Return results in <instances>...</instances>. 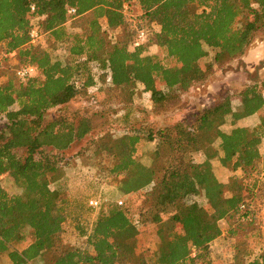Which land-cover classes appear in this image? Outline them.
Masks as SVG:
<instances>
[{
  "label": "trees",
  "instance_id": "obj_1",
  "mask_svg": "<svg viewBox=\"0 0 264 264\" xmlns=\"http://www.w3.org/2000/svg\"><path fill=\"white\" fill-rule=\"evenodd\" d=\"M133 3L140 10L138 26ZM33 29L40 33L37 44L31 43ZM139 29L148 39L130 49ZM262 32L264 0H0V47L15 77L5 79L0 71V176L8 173L20 189L11 195L0 180V255L11 264H211V243L223 234L224 221L233 240L231 264H264V195L258 193L264 181V85L237 89V111L231 92L191 124L148 127L146 137L132 127L101 139L99 150L112 160L120 191H142L155 211L147 219L124 202L98 199L94 208L88 199L97 217L89 232L80 231L84 247L62 241L70 199L50 188L59 160L44 154L45 147L64 153L92 130L91 119L48 120L47 113L79 95L95 97L102 88L98 74L125 90L139 83L160 104L206 80L208 49L215 50L211 65L222 67L242 57ZM108 33H117L114 41ZM59 50L61 57L54 55ZM20 65L36 66L38 75L18 79ZM256 113L255 126L237 125ZM227 117L230 130L221 128ZM213 120L218 126L210 125ZM142 138L155 142L149 165L139 157ZM194 153L204 160L195 161ZM221 167L232 174L225 183L218 178ZM200 194L206 205L184 203ZM169 207L175 210L163 219ZM149 223L158 226L154 250L143 243Z\"/></svg>",
  "mask_w": 264,
  "mask_h": 264
},
{
  "label": "rangeland",
  "instance_id": "obj_2",
  "mask_svg": "<svg viewBox=\"0 0 264 264\" xmlns=\"http://www.w3.org/2000/svg\"><path fill=\"white\" fill-rule=\"evenodd\" d=\"M131 9L135 17L133 23L138 24L140 10L137 4L133 3ZM133 26L135 27V25ZM117 33H108L110 41H114L113 37ZM37 43L36 41L35 44ZM152 47L156 50L155 46ZM129 48L133 49V46L130 44ZM248 53L252 56L248 57V62H244V56H242L222 67H216L211 65L215 50L208 49V56L203 60V65L209 71L206 80L197 83L186 92L177 93L176 97H168L160 104L154 103L150 93L146 92L139 83L130 87L129 90H125L114 87L108 81V76L98 74V87L102 88L95 97L79 95L60 108L55 107L49 110L48 120L57 115H65L74 121L79 118L91 119L94 125L83 139L74 143L64 153L56 152L48 147L44 148V154H49L57 161L59 160L58 170L53 174L50 188L62 191L70 199L66 207L67 219L62 235L64 245L85 246L86 240L80 231L89 232L97 217V211L91 208L87 202L92 197L111 205H120L119 202H124L123 205H129L133 214L141 212V215L147 219H150L155 211L150 208L149 200L142 191L138 190V192H131L128 195H124L120 191L115 177L110 173L112 160L99 150L98 145L101 139L120 137L132 127L138 129L140 136L146 137L148 127L156 129L177 122L191 124L204 108L222 102L226 94H231V92H234V95L231 96L230 104L234 110L238 109L240 98L236 94L237 89L253 83L259 86L264 85V64H261L264 63V32L255 36L246 50L245 56ZM54 55L61 57L63 52L59 50ZM158 57L164 58L163 53H158ZM0 71L5 72V79L15 78L13 67L10 61L5 59L2 47H0ZM87 77L88 71L83 70L81 78L85 80ZM231 121V117H227L224 124H221V128L230 130ZM210 125L218 126V120L211 121ZM218 145L217 141L214 144V149H217ZM154 148L155 142L141 139V155L139 157L143 163L148 165L151 163L150 153ZM17 155L24 156L25 152L19 150ZM39 156L40 154H37V157ZM193 158L198 162L204 160L205 156L202 153H194ZM220 170L221 178L227 179L232 175L228 168L221 167ZM0 180L3 188L9 194L20 193V189L8 173L1 175ZM260 181L262 184L259 186L258 193L264 195V181ZM191 201L206 205L202 194L193 196L185 200L184 203ZM174 210L173 207H169L168 211L163 213L162 218L166 219ZM260 223L264 236V209L260 213ZM220 226L224 232L221 237L211 243V264H231L233 240L226 233L227 224L220 221ZM157 228L158 226L155 224L149 223L144 236V246L149 247L150 250H154L159 243L156 234ZM0 264H11L7 254L0 255Z\"/></svg>",
  "mask_w": 264,
  "mask_h": 264
},
{
  "label": "built area",
  "instance_id": "obj_3",
  "mask_svg": "<svg viewBox=\"0 0 264 264\" xmlns=\"http://www.w3.org/2000/svg\"><path fill=\"white\" fill-rule=\"evenodd\" d=\"M127 10H128V4H124L123 11L127 12ZM74 11L75 10L73 8L69 9L70 13H74ZM39 37H40V33L37 30L33 29L30 31L31 43L35 44ZM147 39H148L147 32L144 29H139L137 31L136 39L134 43L132 44V46L135 47V46H138L139 44L145 43ZM37 75H38V69L34 65H20L16 69V76L18 77V79L22 81L30 77H35ZM261 97L264 100V90L261 93ZM119 204H121V202H119ZM89 205L94 208H97L100 205V201L96 198H92L89 200Z\"/></svg>",
  "mask_w": 264,
  "mask_h": 264
},
{
  "label": "crops",
  "instance_id": "obj_4",
  "mask_svg": "<svg viewBox=\"0 0 264 264\" xmlns=\"http://www.w3.org/2000/svg\"><path fill=\"white\" fill-rule=\"evenodd\" d=\"M153 47H151V49H152ZM254 54H256V53H254ZM251 54L250 53H248L246 56H245V54L243 55L244 57H243V60H244V62H248L247 60L249 59V58H251L252 56H250ZM254 56V55H253ZM249 57V58H248ZM245 86H247V85H244V86H242V87H240V88H243V87H245ZM260 113H256V114H253V115H251V116H248V117H244V118H242V119H240V120H238V122H237V125L238 126H241V127H252V126H255L259 121H260ZM264 151V139H263V147H262V152ZM221 170H219V172H220ZM219 172H218V178H219V180L220 181H222V182H227L228 181V178L227 179H224V178H221L220 176H219Z\"/></svg>",
  "mask_w": 264,
  "mask_h": 264
},
{
  "label": "water",
  "instance_id": "obj_5",
  "mask_svg": "<svg viewBox=\"0 0 264 264\" xmlns=\"http://www.w3.org/2000/svg\"><path fill=\"white\" fill-rule=\"evenodd\" d=\"M262 65L264 64V63H261Z\"/></svg>",
  "mask_w": 264,
  "mask_h": 264
}]
</instances>
